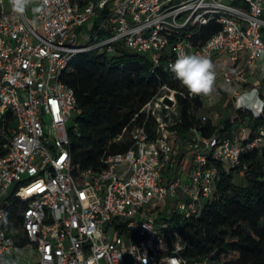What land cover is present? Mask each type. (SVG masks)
I'll return each instance as SVG.
<instances>
[{
  "label": "built area",
  "instance_id": "2783aa9c",
  "mask_svg": "<svg viewBox=\"0 0 264 264\" xmlns=\"http://www.w3.org/2000/svg\"><path fill=\"white\" fill-rule=\"evenodd\" d=\"M43 7L18 17L0 0V210L19 221L15 230L37 253L35 264H125L126 255L132 264H161L169 256L181 264H223L188 261L181 224L215 197L220 163L226 170L242 166V176V152H264V124L255 131L248 118L234 125L237 112L251 113L234 100L224 122H215L219 112L201 117L216 130L206 136L191 128L182 155L170 132L181 120L179 96L205 104L223 95L217 87L205 97L164 84L114 138H129L130 147L104 154L99 169L81 168L70 149L81 108L62 74L90 50L142 54L154 68L163 57L170 65L181 53L208 54L216 85L227 84L234 98L256 88L264 99L251 69L264 57V0H48ZM212 20L221 29L195 42L194 28ZM91 21L94 28L85 33ZM139 114L144 118L137 120ZM15 248V238L0 227V256L10 261Z\"/></svg>",
  "mask_w": 264,
  "mask_h": 264
},
{
  "label": "trees",
  "instance_id": "16d2710c",
  "mask_svg": "<svg viewBox=\"0 0 264 264\" xmlns=\"http://www.w3.org/2000/svg\"><path fill=\"white\" fill-rule=\"evenodd\" d=\"M1 13V9H0ZM221 29L217 20L194 28V41L206 42ZM62 80L74 88L81 112L76 118L77 131L70 132L72 157L81 168L99 169L104 154L126 151L131 140L114 141L142 107L149 102L164 84L178 87L181 83L171 73L165 57L154 68L142 54L118 52L107 55L97 50L78 54L63 72ZM181 120L171 127L176 133L172 139L186 138L193 127L209 136L215 130L211 120L206 123L193 110L204 105L200 97L187 99L179 96ZM229 104L231 102L229 101ZM232 105V104H231ZM253 119V129L264 124V115L253 117L249 112H237L234 123ZM144 118L139 114L137 120ZM249 120V119H248ZM231 117L227 123L233 122ZM155 119L150 120L152 129ZM242 165L231 170L220 163V177L215 197L207 203L202 214L183 221L181 232L187 246L182 254L190 262H223V264H264V152L244 150ZM12 215L17 216L21 201L16 200ZM14 217L6 229L24 247L27 239L15 226Z\"/></svg>",
  "mask_w": 264,
  "mask_h": 264
},
{
  "label": "clouds",
  "instance_id": "9594fccd",
  "mask_svg": "<svg viewBox=\"0 0 264 264\" xmlns=\"http://www.w3.org/2000/svg\"><path fill=\"white\" fill-rule=\"evenodd\" d=\"M48 0H43V4L34 7V13H42L44 4ZM33 0H10L11 10L18 17H22ZM171 73L193 96H210L216 91L217 71L208 54H187L181 53L175 61L169 65ZM225 91L231 93L230 88ZM237 108L249 110L254 116L264 114V99L261 98L256 88L242 91L235 98ZM11 226L9 214L0 210V227L8 229ZM0 264H14L0 256ZM161 264H181L180 258L169 256L162 258Z\"/></svg>",
  "mask_w": 264,
  "mask_h": 264
},
{
  "label": "rangeland",
  "instance_id": "374dc122",
  "mask_svg": "<svg viewBox=\"0 0 264 264\" xmlns=\"http://www.w3.org/2000/svg\"><path fill=\"white\" fill-rule=\"evenodd\" d=\"M7 2L9 0H6ZM184 21L183 18H180L179 22L182 23ZM95 23L94 22H86L84 25V32H90L93 30ZM87 40V35H84L83 37L80 38L79 40V44L83 43L84 41ZM251 69L254 71H258V75H256L257 77V84L259 85L261 83H263L264 80V57H262L259 61H256L253 65H251ZM254 75V74H253ZM181 87L183 89H185V87L183 85H181ZM217 89H219L222 93V97L220 99V101L215 102V99H208L206 101V103L204 105H202L199 108H195L193 110V112L195 113V115L198 118H201L203 115L208 116L209 118H213V116L215 115L216 112L220 113V117L218 120H216L215 122L219 123L221 120H223L222 122L225 121L226 116L228 115L229 112H233V108H234V100L235 98L232 97L227 91H225L226 88H229V86H227V84L223 83V82H219L216 85ZM263 87H264V83H263ZM263 95H264V90H263ZM229 101L231 102V104H229ZM178 116H175L174 119L177 120ZM248 118V117H247ZM250 119V118H248ZM173 126V125H172ZM171 126V127H172ZM170 127V132H171V139H175L176 133L174 131L171 130ZM190 138V139H189ZM191 137L189 135V132L186 135V138H177V151L179 153L182 152V155L187 154L186 149H184L183 145H186V143L188 144L189 141H191ZM183 152H185V154H183ZM15 256H12L10 258V261H13L15 264H35V260H37V253L32 251V248L30 246H24V247H17L15 249H13L12 251ZM125 264H132L131 263V258L129 257V255H126L125 257Z\"/></svg>",
  "mask_w": 264,
  "mask_h": 264
},
{
  "label": "crops",
  "instance_id": "0c3cea01",
  "mask_svg": "<svg viewBox=\"0 0 264 264\" xmlns=\"http://www.w3.org/2000/svg\"><path fill=\"white\" fill-rule=\"evenodd\" d=\"M3 5H4V9L6 10V11H8V10H10L11 9V5H10V0L7 2L6 0H3ZM39 5V1L38 0H33V3L32 4H30L29 5V7H28V9H27V14L29 15V16H33L34 15V12L31 10V8L33 7V6H38ZM258 73V71H255L254 70V78H253V81H254V85L255 86H257V87H259L262 91L264 90V87H263V83H264V80H263V83H261V84H259V85H256L257 84V77H256V75H258L257 74ZM264 78V77H263ZM241 90H244V88H241ZM231 112H229L228 114H230ZM254 117V116H253ZM250 120V130L249 131H251V130H254L255 131V129H253V125H252V123H253V119H249ZM236 124H239V121L237 122V123H235L234 125H236ZM257 127V126H256ZM177 147V146H176ZM188 161L187 162H184V165L186 164V165H188Z\"/></svg>",
  "mask_w": 264,
  "mask_h": 264
}]
</instances>
